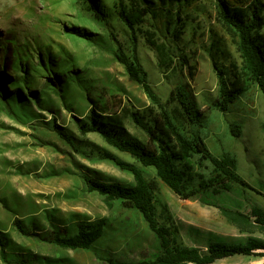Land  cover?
I'll return each mask as SVG.
<instances>
[{
  "label": "rangeland",
  "instance_id": "obj_1",
  "mask_svg": "<svg viewBox=\"0 0 264 264\" xmlns=\"http://www.w3.org/2000/svg\"><path fill=\"white\" fill-rule=\"evenodd\" d=\"M98 1L108 15L107 25L82 12L74 0H0L1 72L16 75L17 86L25 90L30 68L40 65V57L43 64H52L51 57L55 67L72 64L84 78L81 85L69 81L59 91L46 88L48 75L38 70L33 89L42 91L43 101L37 106L36 97L30 98L32 106L24 113L28 118L17 106L10 104L9 109L0 100V231L9 245L18 254H30L31 264H108L109 258L139 262L158 255V242L139 213L87 190L83 175L134 184L130 172L98 159L94 147L155 179L186 246L206 251L213 243L242 245L255 240L264 244V225L255 223L251 214L254 209L264 212V199L257 193L234 187L220 195L204 192L181 200L152 169L142 168L97 134L83 135L74 118L84 119L93 106L104 115L120 113L124 106L133 110L151 106L141 87L128 79L115 60L113 52L120 47L126 55H136L175 125L191 137L196 128L174 98L176 88L188 91L203 114L200 130L209 152L215 158L234 157L237 174L263 193L264 96L252 86L227 113L212 107L218 98L216 67L229 85L244 81L246 74L237 39L218 21L213 0H121L126 16L138 13L132 28L118 20L115 0ZM75 26L96 34V44L65 32ZM255 37L264 41V9ZM7 57L13 62H7ZM52 119L78 140V151L45 125H52ZM235 122L241 125L239 138L229 131ZM127 129L133 132L130 125ZM201 167L209 172V164ZM222 208L248 217L250 224L243 219L233 224L222 215ZM50 218L59 226L105 218L108 228L91 249L65 251L41 238L48 237ZM15 220L25 229L32 222L44 232L41 237L24 236L14 226ZM0 264L4 263L0 260ZM214 264H264V257L239 255Z\"/></svg>",
  "mask_w": 264,
  "mask_h": 264
},
{
  "label": "trees",
  "instance_id": "obj_2",
  "mask_svg": "<svg viewBox=\"0 0 264 264\" xmlns=\"http://www.w3.org/2000/svg\"><path fill=\"white\" fill-rule=\"evenodd\" d=\"M74 1L82 12L95 21L108 24V15L98 0ZM213 2L218 21L237 39L246 71L244 81L237 80L229 85L223 72L215 68L218 98L212 107L219 113H227L231 106L250 91L252 86H255L264 96V41L255 37L256 31L261 27L264 8L262 0H213ZM115 12L118 20L128 28H132V21L139 20L137 12L126 16L121 0H115ZM65 32L90 44H96L93 38L96 34L90 33L85 28L75 26L65 28ZM131 37L134 35L132 34ZM15 53L17 55V52ZM14 55L12 58L15 57ZM113 56L123 65L128 79L141 87L151 106L139 110L124 106L120 113L107 115L93 106L84 119H77L74 116L78 129L83 135L97 134L110 147L129 155L142 168L152 169L156 178L181 200H188L204 192L220 195L231 192L234 187L253 191L264 199V192L255 190L237 174V162L234 157L223 154L220 158H215L209 152L200 130L205 123L202 120L203 114L197 110L184 87L176 88L174 98L186 120L196 128L191 137H186L175 125L149 84L147 74L136 55L133 53L126 55L120 47H117ZM10 60L12 59L7 57V62ZM27 60L24 61L25 64ZM39 60L40 65L30 68L31 72L25 66L29 72L25 90L17 86L16 75L0 71V100L9 109L10 104L17 106L27 118L28 116L24 113L32 106L30 98L36 97L37 106L43 101L42 91L33 89L37 88L34 80L39 78L38 70L48 75L46 78L49 83L46 88L55 87L60 91L63 85L69 84V81L78 85L84 82L83 73L74 69L72 64L55 67L51 57L52 64L49 65L43 64L41 57ZM45 93L44 91L43 94ZM53 122L52 125L49 122L45 125L78 151L76 148L78 140L73 134L56 125L55 121ZM128 125L133 129L132 133L127 129ZM229 131L233 137L239 138L242 133L241 125L235 122L230 126ZM94 149L98 159L111 161L121 170L130 172L134 184L102 182L83 175L87 190L105 197L107 202L119 201L126 208L139 213L158 242V255L151 260L129 262L109 258L108 264H214L216 261L239 255L264 257V252H259L264 251V244L255 240H248L242 245L213 243L207 246L206 251L186 246L168 205L160 195L155 179H151L141 169L123 162L108 151L98 147ZM202 164L210 165L209 172L201 170ZM220 210L222 215L235 225H238L239 219H243L246 225L250 224L248 217L238 215V218L237 214L227 209ZM251 214L255 218V223L264 225L263 211L254 209ZM48 220L51 229L46 231L47 238L39 234L44 232V228L32 222L28 229H25L19 220L14 221V226L24 236L41 237L56 248L65 251L91 249L103 238L108 228V221L105 218L93 221L73 220L62 226L57 225L56 220L51 218ZM30 257V254L24 256L14 252L5 234L0 231V260L4 264H31Z\"/></svg>",
  "mask_w": 264,
  "mask_h": 264
}]
</instances>
